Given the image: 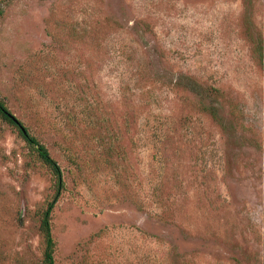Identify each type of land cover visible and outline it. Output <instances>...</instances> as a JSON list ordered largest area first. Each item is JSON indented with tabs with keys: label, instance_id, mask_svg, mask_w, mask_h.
<instances>
[{
	"label": "rangeland",
	"instance_id": "374dc122",
	"mask_svg": "<svg viewBox=\"0 0 264 264\" xmlns=\"http://www.w3.org/2000/svg\"><path fill=\"white\" fill-rule=\"evenodd\" d=\"M0 97L62 171L54 264H264V0H0ZM54 191L0 118V264Z\"/></svg>",
	"mask_w": 264,
	"mask_h": 264
},
{
	"label": "trees",
	"instance_id": "16d2710c",
	"mask_svg": "<svg viewBox=\"0 0 264 264\" xmlns=\"http://www.w3.org/2000/svg\"><path fill=\"white\" fill-rule=\"evenodd\" d=\"M0 118L14 125L25 142L32 147L38 158L51 170L55 178V191L48 201L40 219V232L43 237V264H54L55 240L51 231V212L63 189V178L60 165L52 157L48 148L35 135H33L22 122L17 119L9 110L3 99L0 97Z\"/></svg>",
	"mask_w": 264,
	"mask_h": 264
}]
</instances>
